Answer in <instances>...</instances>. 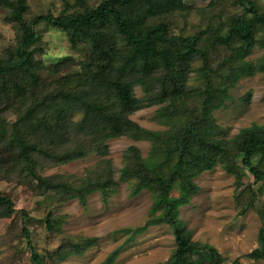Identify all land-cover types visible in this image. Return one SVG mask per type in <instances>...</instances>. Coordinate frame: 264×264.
<instances>
[{"label": "rangeland", "instance_id": "rangeland-1", "mask_svg": "<svg viewBox=\"0 0 264 264\" xmlns=\"http://www.w3.org/2000/svg\"><path fill=\"white\" fill-rule=\"evenodd\" d=\"M25 1L28 18L36 14L70 13L88 5L96 6L102 0ZM184 1L192 5L191 10L167 15L174 31L194 33L218 24L226 30L233 16L246 11L241 0ZM252 1L264 11V0ZM8 12L0 4L1 57L7 48L26 40L17 23L9 20ZM36 31L38 40L33 49L36 58L47 64L72 58L71 66L63 64L61 72L51 74L46 68L40 83L63 79L77 84L81 77L77 74L80 54L66 32L47 21L38 22ZM111 35L110 42L119 47L126 45L123 36ZM255 38L249 48L242 46L243 40L235 38L220 49L222 64L218 73L212 75L214 86H220L218 81L226 84L229 68H234L236 74H232L233 79L229 77L227 93L212 104L208 113V124L214 128L207 138L211 143L207 150L209 159L198 164L197 157V162H188L182 170L177 168L178 173L183 172L167 193L174 200L175 218L190 241L202 248L213 247L217 252L214 256L207 251L200 256L195 253L192 264H264V256L251 255L263 247L264 177L255 180L242 165L240 152L235 148L239 135L246 129L264 132L263 26L255 28ZM247 63H253L254 68H244ZM200 65L201 60L195 58L191 72L182 76L181 81L203 89L205 78L197 70ZM159 90L161 84L156 82L134 87L135 95L141 99ZM0 99L9 101L6 95ZM190 101L199 105V101ZM17 103L7 111L0 103L5 121V124L0 121V132L4 127L10 130L18 120ZM180 107L185 111L175 110L167 101L146 106L131 114L143 131L105 134L96 148L88 144L83 147V154L69 161L54 157L38 161L36 169L43 177L71 184L78 179V185L87 179L81 191L58 189L52 182L25 174L6 176L0 170V191L9 194L15 206L10 214H4L0 208V264H38L32 260L23 233L25 226L46 264H172L176 235L173 226L160 219L165 209L158 182L152 177L156 172L169 173L176 158L165 159L153 141L158 135L164 140L178 136L181 123L190 115L186 107ZM103 144L107 145V153H103ZM71 147H60L56 152L63 153ZM126 165L133 172L130 176L123 174ZM106 169L112 172L110 182L106 180ZM187 183L190 186L184 188ZM184 194L187 200H182ZM74 242L81 250H77Z\"/></svg>", "mask_w": 264, "mask_h": 264}, {"label": "trees", "instance_id": "trees-1", "mask_svg": "<svg viewBox=\"0 0 264 264\" xmlns=\"http://www.w3.org/2000/svg\"><path fill=\"white\" fill-rule=\"evenodd\" d=\"M241 3L245 6V13L233 16L226 30L218 24L187 33L174 31L167 20L171 12L192 9V5L184 0H102L96 6L88 5L70 13L36 14L28 18L25 16L29 10L25 0H0V4L9 9V20L17 23L26 37L0 56V98L6 95L9 99L8 102L0 99V103L7 111L18 102L15 109L19 116L10 130L4 127L0 132L2 173L6 176L25 174L52 182L58 189L81 191L87 179L79 185L77 179L73 185L66 180L43 177L36 169L38 161L46 157L69 161L83 154V147L88 144L92 149L96 148L105 134L143 131L131 114L146 106L167 101L176 107L175 110L185 111L180 107L184 106L190 115L181 123L178 136L164 140L158 135L153 141L165 159L176 158L169 173L156 172L152 177L158 182L157 189L165 209L160 219L168 221L175 231L177 247L172 264H192L193 254L200 256L202 251L216 255L213 247L202 248L190 241L186 230L175 218L174 200L169 199L167 193L177 175L183 172L178 173L177 168L182 170L188 162H197V157L200 158L198 164L209 159L207 150L211 143L207 138L214 128L208 124V113L212 104L227 93L229 77L233 79L232 74H236L234 68H229L226 84L218 81L220 86H214L212 75L218 73L222 64L220 49L235 38L243 40L242 46L249 48L256 40L255 28L264 27V11L259 10L252 0H241ZM40 21L63 29L79 52L77 74L81 77L77 84L63 79L40 83L43 79L41 73L46 68L53 74L61 72L63 64L72 62L71 57L55 64L36 58L33 49L38 40L36 24ZM111 34L123 36L126 45L119 47L110 42ZM195 58L201 60L197 70L205 78L203 89L189 87L181 81L182 76L191 72ZM243 66L248 70L254 68L253 63ZM150 82L161 84V90L147 99L137 97L135 85ZM192 99L199 101V105L190 101ZM20 104L25 109L22 110ZM3 115L0 104V121L5 124ZM238 138L235 148L240 152L242 165L255 180H262L264 132L248 128ZM68 146L72 147L63 153L56 152L58 148ZM103 149V153L108 152L107 145L103 144ZM105 171L106 180L110 182L112 172ZM132 173L126 165L124 176ZM187 186L189 183L184 184V188ZM182 200H187L185 194ZM0 208L4 214L15 211L12 197L2 191ZM23 233L30 245L33 262L46 264V258L37 252L26 226ZM261 236L263 247L251 252L254 258L264 256V235ZM77 244L73 243L79 248L77 250H81Z\"/></svg>", "mask_w": 264, "mask_h": 264}]
</instances>
